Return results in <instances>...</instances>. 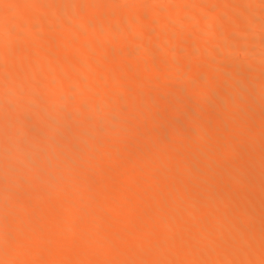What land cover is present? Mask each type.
Listing matches in <instances>:
<instances>
[{
  "label": "bare ground",
  "instance_id": "bare-ground-1",
  "mask_svg": "<svg viewBox=\"0 0 264 264\" xmlns=\"http://www.w3.org/2000/svg\"><path fill=\"white\" fill-rule=\"evenodd\" d=\"M0 1V264H264V0Z\"/></svg>",
  "mask_w": 264,
  "mask_h": 264
},
{
  "label": "rangeland",
  "instance_id": "rangeland-1",
  "mask_svg": "<svg viewBox=\"0 0 264 264\" xmlns=\"http://www.w3.org/2000/svg\"><path fill=\"white\" fill-rule=\"evenodd\" d=\"M5 1H6V0H5ZM112 1H115V0H112ZM126 1H127V0H126ZM165 1H166V3H164V6H163V4H162V6L164 7V9H165V7H166V9L170 8V10H167V11H166V9H165L167 15L164 14V16H165L164 18L168 19V18L170 17L169 20H170L171 18H172V20H173V17L175 18V16H174L173 14L171 15V11H172V10H171V7L173 6V8H174V7H175L174 5L176 4V6H177V5H179L180 2H179V0H165ZM165 1H164V2H165ZM210 1H212V0H209V1H208V2H209L208 4H210V3L213 4V6H212V5H210V6H212V7L217 6V5H214V4H215L214 0H213L212 2H210ZM215 1H216V0H215ZM0 2H2V1H0ZM3 2H4V1H3ZM3 2H2V3H3ZM6 2H7V3H6ZM6 2H5L6 4H9V3H10L9 1H6ZM115 2H116V1H115ZM122 2H123V1H122ZM124 2H125V1H124ZM127 2H128V1H127ZM129 2H130V1H129ZM149 2H151V1H149ZM153 2H154V1H153ZM156 2H158V1L156 0ZM156 2H155V3H156ZM178 2H179V3H178ZM213 2H214V3H213ZM130 3H131V2H130ZM159 3H160V1H159ZM159 3H158V4H159ZM11 4H12V3H10V6H9V5H6V7H8V9H9V7L12 6L11 8H13L14 6H13V4H12V5H11ZM151 4H152V2L150 3V6H151ZM156 4H157V3H156ZM158 4L155 5V4L153 3L152 5H154V6L156 7V6H159ZM216 4H218V1L216 2ZM160 5H161V4H160ZM2 6H5V5H4V4H3V5H2V4L0 5V7L3 8V9H2L3 11L1 10V12H4V10H6V7H2ZM155 7H154V8H155ZM208 7H209V5H208ZM1 8H0V9H1ZM4 8H5V9H4ZM174 9H175V8H174ZM205 9H206V10L208 9L207 11H209V12L211 11L209 8H205ZM205 9H201V10H205ZM212 9H213V8H212ZM168 11H169L170 13H169ZM198 12H199V13L202 12L201 14H203V12H205V11H201V12H200V11H197V13H198ZM209 12H205V13L207 14V13H209ZM195 13H196V12H194V13L190 12V13H188V14H189L188 16H187V13L185 14L186 16H185L184 14H183L184 16H182V15L180 14V16L178 15V17H181V16H182V18H183V17H184V18H183V19L181 18V20H185L186 17L188 18V17H190V16H195ZM205 13H204V14H205ZM0 14H1V17H2V16H3V15H2L3 13H0ZM39 14H40L41 19H42V21H41L42 26L44 27L45 30L48 29V31H46V32H48V33H47L48 35H46V37L48 36V37H50V38H55V37L58 38L59 34H60L59 37H61V36L63 35V32H64V31H62V30H65V31H66V29H68L67 27H64V26H63V27H61V28L59 29L60 31L56 29V31L51 30L52 32H50L49 30L51 29V27H50L49 24L47 23V22H50V19H49V18H51L50 13H49V15H47V14H48L47 12H45V13H44V12H43V13L40 12ZM49 16H50V17H49ZM43 17L46 18L47 21H46V19H44ZM57 17H59V16H57ZM57 17H55V18H56V19H55L56 21H58V20L60 19V18L57 19ZM178 17H177V18H178ZM43 19H44L45 21H44ZM179 19H180V18H178V20H179ZM172 20H171V21H172ZM178 20L175 19L174 21L178 22ZM43 21H44V23H43ZM179 22H181V21H179ZM47 24H48V25H47ZM13 25L15 26L16 24H13ZM39 26H41L40 23H39ZM45 26H46V27H45ZM137 26H138V25H136V28H137V29L139 28V30H141V31H138V33H140V32L142 33V31L146 33V32H147V28H149V30H150V29H154V30H156V29L158 30V29H159V28H156L157 26H156V27L153 26V27H154V28H153L150 24H149V27H148V22H141V23H139V26H138V27H137ZM11 27H13V26H11ZM49 27H50V29H49ZM13 28H14V27H13ZM15 28H18V26L16 25ZM62 28H63V29H62ZM65 28H66V29H65ZM61 29H62V30H61ZM49 32H50V33H49ZM53 32H55L56 35L53 34L54 36H52V33H53ZM60 32H61V33H60ZM149 32H150V31H149ZM179 32H180V31H179ZM181 32L183 33V31H181ZM193 32H194V33L197 32V36H198L199 31H197V30L194 31V30H193L192 32L190 31V33H187L185 36H184V34H179V40H180V41L182 40L184 43L187 42V41L191 42L192 39H195V38H196V37H195L196 34H194ZM64 33H65V32H64ZM141 33H140V34H141ZM50 34H51V35H50ZM57 34H58V36H57ZM146 34H147V33H146ZM146 34L143 33V35H146ZM115 35H116V34H115ZM115 35L112 34V38H113V39H117V38H115V37H117V36H115ZM182 35H183V36H182ZM187 35H188V36H187ZM113 36H114V37H113ZM186 36H187V37H186ZM256 36H257V35H256ZM46 37H45V38H42V39H44V42H45V40H46V42H47V40H49L48 37H47V39H46ZM191 37H192V39H191ZM257 37H260L259 34H258ZM182 38H183V39H182ZM184 40H185V41H184ZM180 41H179V43H178L177 45H179V44L182 45V44L180 43ZM24 42H25V41H24ZM42 42H43V40H42ZM189 42H188V43H189ZM21 43H22V42H21ZM169 45H172V43L169 44ZM173 45H175V44L173 43ZM182 46H183V45H182ZM182 46H181V47H182ZM185 46H186V44H184V47H185ZM93 47H95V46H93ZM169 47H171V46H169ZM92 49H95V48H92ZM237 55H240V54H239V53L235 54V56H237ZM155 59H156V58H155ZM206 66H207V65H206ZM207 67H208V66H207ZM7 71H9L10 73L7 72ZM5 72H7V73H5ZM5 72H4V71H3V72H0V76H2L1 74H3V73H5V76H6L7 74H10V76L13 75V73H12L13 71H11V70H5ZM102 74H103V73H102ZM104 74H105V73H104ZM99 75H100V74H99ZM3 76H4V75H3ZM3 76H2V77H3ZM8 76H9V75H7L6 77H8ZM42 76L44 77L45 75H39V76L37 75V76H35L33 79H34V81H36V82H38V83H41L40 80L44 81V80H45L44 78H46V77H44V78L41 79ZM100 76H101V75H100ZM100 76H98V77H100ZM104 76H105V75H104ZM104 76H101L100 79L98 78L99 80L96 79L97 77H96V78L94 77V78H95L94 80H96L95 82H97V80H98V81L102 80V78H104ZM2 77H1V80H2ZM38 77H40V78H38ZM37 79H38V80H37ZM39 79H40V80H39ZM43 79H44V80H43ZM1 80H0V85H1V82L4 81V80H2V81H1ZM90 80H91V81H94V80H93V77H91ZM5 81H6V80H5ZM5 81L3 82V85H5V84H4ZM10 83H11V82L6 81V86H3V85H1V86H2L3 89H5L4 87H8V88H9V86L12 87V84H13V83H11V84H10ZM7 84H9V85H7ZM122 85H123V84H122ZM124 85H126V84H124ZM13 86H15V84H13ZM2 88L0 89V91L2 90ZM28 90H29V89L27 88V91H28ZM2 91H4V90H2ZM55 93H56V92H55ZM56 94H57V93H56ZM51 96H55V94L53 93ZM136 97H137V99H138V96H136ZM136 97H135V98H136ZM44 100L46 101V99L43 98V101H44ZM30 101H31V102H30ZM43 101H41V102H43ZM33 102H34V100H29V103H30V104L33 103ZM41 102H38V103L41 104ZM89 102H91V103L89 104ZM89 102L87 103L88 106H91V105H94V104H95V102H94V100H93L92 98H91V100H89ZM35 103H37L36 100H35ZM73 103H74V102H73ZM73 103H72V101H71V105H72V106L77 105L76 102H75V105H73ZM93 103H94V104H93ZM39 104H37V105L35 104V106H38ZM87 104H86V105H87ZM33 105H34V103H33ZM39 106H40V105H39ZM39 106H38V107H39ZM60 106H61V105H60ZM68 106H70L69 103H68ZM68 106H66V107H68ZM62 107H63V106H62ZM66 107H65V108H66ZM125 112H126V111H125ZM125 112H123V114H124ZM126 114L128 115V112H126ZM37 116H39V114H37ZM124 116H125V115H124ZM82 121H84V120H82ZM82 121H81V122H82ZM81 122H80V123H81ZM86 122H87V120H85L84 123H81V125L85 124ZM87 123L89 124V122H87ZM87 123L85 124V126L88 125ZM83 126H84V125H83ZM190 126H192V125H189V129H190V130H191V129L195 130L196 127H197V126L193 125L192 128H191ZM193 127H194V128H193ZM186 128H188V126H186ZM220 135H221V134H220ZM221 136H223V134H222ZM217 138H218V139H221V138H223V137H220V136H219V137H217ZM11 140H12V141H11ZM6 141H7V143H6ZM8 141H9V142H8ZM10 141L13 142V138H12V137H10V138H8V139L6 138L4 144H5V146H7V148H6L5 146H3V147H5L3 150H4L5 152H7L8 154H10L11 156H13V157H11V158H12V160H14V156L17 157V154H18L19 152H21V150L18 151V152L15 151L16 153H15L14 151H11V150H10L11 153H10V151H9V152L6 151V150L9 149V147H10V144H11ZM58 142H59V141L54 142L55 144L52 143L53 146H56V145L58 144ZM60 142H61V143H60V146H62L61 144H64V143H63L62 141H60ZM9 143H10V144H9ZM47 143H49V142H45V143H43V144H47ZM129 143H130V141H129ZM129 143H128V144H127V143L125 144V146L128 145V147H126L127 150H128L130 147H132V146H133L132 143H135V142L132 141V143H131L132 145L129 144ZM8 144H9V145H8ZM50 144H51V143H49V146H50ZM135 144H136V143H135ZM130 145H131V146H130ZM47 146H48V145H43V147H44V149H43V153L45 152V151H44L45 149H47V151L50 150V149H52V146H50L49 149H48L49 146H48V147H47ZM57 146H59V145H57ZM57 146H56V147H57ZM60 146H59V147H60ZM3 147H2V148H3ZM41 147H42V144H41ZM57 148H58V147H57ZM60 148H62V147H60ZM132 148H135V145H134ZM99 150H101V149H100V148H99V149L96 148V150L94 149V151L92 150L90 153H92V152H96V153H98L97 151H99ZM129 150H130V149H129ZM198 151H199V150H198ZM41 152H42V151H41ZM100 152H101V151H100ZM100 152H99V153H100ZM199 152H200V151H199ZM96 153H95L94 155H96ZM99 153H98V154H99ZM94 155L91 154V156H94ZM96 156H97V155H96ZM11 158L8 157L9 160H11ZM177 160H178V161H177ZM177 160H176L177 164L174 163L175 166L172 165V166H170V167H172V168H173V167H176V165H178V163L180 164V162L182 161L181 159H180L181 161H180L179 159H177ZM179 161H180V162H179ZM170 167H169V168L167 167L166 169L170 170ZM222 167H223V169H225V168L228 169V171L230 170V171L228 172V174L232 171V170H231L232 167H231V168H230V167H225V168H224V166H222ZM222 167L220 166V167H218L217 169H218L219 172H222V175H223L225 170L222 171V170H221ZM172 168H171V169H172ZM215 169H216V168H215ZM215 169H213V170H215ZM219 169H220V170H219ZM213 170L210 172V175H213V176L215 175V176H217L219 173L216 174L217 172H215V173L212 174ZM226 171H227V170H226ZM146 173H147V172H146ZM148 173L150 174V172H148ZM148 173H147V174H148ZM225 175H226V174H225ZM219 176H221V173H220ZM39 177H41V176L39 175ZM262 177H264V175L258 178V179H260L261 181L258 180V179H256V181L258 180L257 183H256V181L253 183V184H255V187H256V184H258V183H259L260 185H261V184H262V185L264 184V182H263L264 180H262V179H264V178H262ZM35 178L39 179L38 177H35ZM261 178H262V179H261ZM41 179H42V177H41ZM261 182H262V183H261ZM259 184H258V185H259ZM62 185H63L64 187H63ZM258 185H257V186H258ZM61 186H62V187H61ZM218 186H219V185H217L216 187H218ZM253 186H254V185H253ZM56 187H58V190H59V189H64V188H65V184H64V183H61L60 188H59V184H57ZM219 187H220V186H219ZM221 187H222V186H221ZM221 187H220V188H221ZM220 188H216V189H218L217 191L220 192V190L222 189V188H221V189H220ZM219 189H220V190H219ZM222 190H223V189H222ZM222 190H221V192H222ZM219 192H217V193H219ZM7 197H8V198H7L8 200H7V201H4V202H10V201L13 200V196H12V199H10L11 197L9 198V195H8ZM4 198H5V197H4ZM3 200H4V199H3ZM3 200H2V201H3ZM5 200H6V198H5ZM98 200H99V199H98ZM98 200L96 201V203H97V204H96L97 207H98V205H100V204H101L102 206H101V208H100V206H99L98 208L96 207L97 210H98L99 208L102 209V208L104 207V205H103L102 203H105V204H106V202H104V200H102V201H100V200L98 201ZM223 203L226 204L225 200L223 201ZM223 203H222V200H221L220 204L224 205ZM18 207H20V206H18ZM44 207H45V206H44ZM44 207H42V208L44 209ZM51 207H52V206H51ZM51 207H50V206H47V208H49L50 211L52 210L51 213H54L55 210H56L57 208H59V207H57V208L54 210V209H53L54 207H53V208H51ZM42 208H41V209H42ZM62 208H63V207H62ZM62 208H61V206H60L59 211H61ZM16 210L18 211V208H17ZM16 210H15V211L13 210L14 213L16 212ZM47 210H48V209H47ZM57 210H58V209H57ZM50 211H48V213H49ZM59 211H57V212L60 213ZM62 211H63V210H62ZM62 211H61V212H62ZM98 211H99V210H98ZM8 212L11 213L10 216H9L8 213H6L7 216H6V215H5V216H6V217H9V219H10L11 215H13L14 213H12V212H10V211H8ZM41 212H43V213H47V211H45V209H44V211L42 210ZM14 215H15V214H14ZM6 219H7V218H6ZM6 219L4 220V222H6L7 220L10 221L9 219H7V220H6ZM8 221H7V224L9 223ZM4 222H3V223H4ZM72 222H73V226H74V223H76V222H75V221H72ZM72 222H70V223L72 224ZM67 223H68V222H67ZM70 223H68V224H70ZM4 224H5V223H4ZM71 224L68 225V226H69L68 229L71 228ZM57 226H58V227H57ZM57 226H56L57 228L54 226V227L52 228V230H51L52 233H54V232L57 231V229H58V230L61 229L60 231H57V233H56L55 235L59 234V232H61V231H62V232L64 231V229L62 228V224L57 225ZM59 226H61V228H59ZM64 226H67V225L65 224V225H63V227H64ZM64 228H65V227H64ZM66 228H67V227H66ZM53 229H55V230H53ZM53 231H54V232H53ZM91 241H92V240H91ZM91 241L89 240L90 243H91ZM90 243H87V244H90ZM41 247H43V246L41 245ZM23 251H24V253H23V255H24V254H25V250H23ZM27 252H28V251H27ZM40 253H41L40 256H43V255H42V254H43V253H42V250L40 251ZM38 256H39V255H38ZM17 257H19V256H17ZM17 257H16V258H17ZM16 258H15V259H16ZM19 258H20V257H19ZM19 258H18V259H19ZM39 258H41V257H39ZM92 258H93V259H89L90 262H89V260H88V261H86L85 263H88V264H89V263H90V264H95L94 262H96V260L99 259L98 257H92ZM95 258H96V260L94 261ZM18 259H17V260H18ZM91 260H93L94 262H92ZM97 261H98V263H99L100 260H97Z\"/></svg>",
  "mask_w": 264,
  "mask_h": 264
}]
</instances>
